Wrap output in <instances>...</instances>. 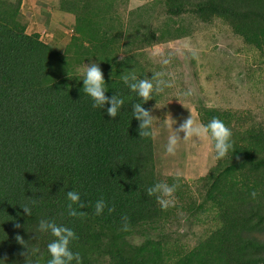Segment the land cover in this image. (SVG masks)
Here are the masks:
<instances>
[{
    "label": "trees",
    "instance_id": "1",
    "mask_svg": "<svg viewBox=\"0 0 264 264\" xmlns=\"http://www.w3.org/2000/svg\"><path fill=\"white\" fill-rule=\"evenodd\" d=\"M161 2L170 17L190 12L203 22L224 18L236 34L264 48V0ZM124 3L60 0V9L76 18V34L62 53L39 33L27 32L22 0H0V264H48L47 246L56 238L38 230L41 219L76 233L69 247L80 253L81 264H264V127L259 124L231 129L234 151L217 159L201 179L205 199L199 207L211 204L221 221L217 230L177 260L165 255L158 240L133 242L141 229H157L168 209L146 193L162 180L154 140L139 136L140 121L132 113L133 104L143 101L122 80V75L134 73L130 57L119 60L124 28L119 10ZM145 8L131 10L133 16L139 13V22L131 21L134 31ZM115 21L121 28L116 38L103 29ZM167 34L176 39L189 31L177 28ZM167 34L135 31L129 33L127 47L144 39L164 42ZM93 61L103 70L106 95L125 100L115 119L107 114L110 104L93 108L82 90L83 75L77 70ZM143 107L151 110L150 100ZM199 114L204 124L219 118L228 127L236 117L206 106ZM73 190L88 205H72L86 212L84 217L69 215L67 192ZM253 190L259 193L255 200ZM101 198L115 211L105 208L96 215L95 203ZM25 204L32 208L31 216L24 213ZM124 215L130 224L127 232L121 230Z\"/></svg>",
    "mask_w": 264,
    "mask_h": 264
},
{
    "label": "rangeland",
    "instance_id": "2",
    "mask_svg": "<svg viewBox=\"0 0 264 264\" xmlns=\"http://www.w3.org/2000/svg\"><path fill=\"white\" fill-rule=\"evenodd\" d=\"M141 6L146 7V14L144 16L140 12L141 23L135 30L139 35L158 36L167 34L170 29L175 32L177 28H185L189 35L174 39L167 34L164 42L156 38L144 39L141 44L127 47L129 33L135 32L131 21L139 22V13L133 16L131 10ZM22 12L29 34L39 32L41 38L58 51H68L76 34V18L60 9V0H22ZM119 14L123 29L118 21L112 26L103 25V29L111 30L115 38L122 30L119 60L130 57L134 61V73L144 78H151L156 72L165 73V80L175 78L173 87L154 94L150 106L154 127L158 131L154 140L157 176L169 185L179 176V187L174 194V205L168 208L166 220L150 232L141 229L133 242L140 244L146 240H158L165 255L177 260L221 226L211 204L199 207L205 199L201 179L216 165L217 159L211 140L201 141L193 137L185 141L183 132L179 133L181 141L176 154L170 155L166 152L168 137L190 115L189 109L201 122L199 109L204 106L234 113L236 117L230 129H244L254 124L264 127V48L248 43L221 17L210 22H203L190 12L170 17L161 0H125ZM185 44L198 52V58L192 57L184 48ZM156 49L165 53L176 52V55L165 66L158 58H152ZM93 62L85 63L77 74L83 75L84 69ZM186 91L191 95L185 96ZM170 115L177 121L173 128L166 123Z\"/></svg>",
    "mask_w": 264,
    "mask_h": 264
},
{
    "label": "clouds",
    "instance_id": "3",
    "mask_svg": "<svg viewBox=\"0 0 264 264\" xmlns=\"http://www.w3.org/2000/svg\"><path fill=\"white\" fill-rule=\"evenodd\" d=\"M40 34V33H39ZM43 40V39H42ZM44 41V40H43ZM45 42V41H44ZM184 48L189 51L193 58H198V52L191 48L189 44H185ZM176 55V52L165 53L160 49H156L152 53L153 59H159L163 65H168L171 63L172 59ZM165 73L156 72L151 78L145 77L138 79L137 76L132 74L122 75L123 82L131 89V91L137 93V95L142 99L143 103L133 104V116L140 121L138 126L139 136L141 138H151L155 140L158 135L157 129L154 127V116L151 110L143 107L144 103L153 99L154 94H160L167 88L174 86V77L165 80ZM83 92L88 95L93 101V108L103 109L106 104H110L107 108V114L115 119L121 108L125 104V100L120 96L114 94L111 97L106 95L105 88V77L103 70L98 63L89 64L83 72ZM185 96L191 95L190 91L184 93ZM188 108L185 104H183ZM189 109V108H188ZM190 115L184 119L180 124L179 128L174 130V133L168 137V142L166 145V152L170 155H175L178 145L181 141L179 135L180 132L185 133L183 140H188L190 138L196 137L201 141L211 140L214 142V151L216 159L225 158L229 151H234V144L232 141V131L231 129L219 118L211 119L207 124L198 121L196 113L191 109ZM166 123L169 127L173 128V125L177 123L175 119L170 115L166 118ZM179 187V176L175 178V182L169 185L166 181H160L155 183L146 189L148 196H155L157 203L163 210H167L170 206L174 205V194ZM259 193L253 190L250 196L253 200L257 199ZM67 198L71 202L69 204V215L73 217H84L87 215L84 211H77L72 205H77L79 209L88 207V205L81 199V195L77 191H68ZM33 204L38 203V201L33 200ZM24 213L28 216L32 215V208L25 204L21 205ZM107 208L109 213L115 211V206H108V203L103 199H99L95 203V214L101 215L104 209ZM17 228L21 227L19 223L15 225ZM40 232H50L54 239L48 244V252L50 253V259L48 264H81L82 258L79 252L74 253L69 245L73 239H77L76 233L69 227L58 225L55 221H49L41 219L39 223ZM122 231H129L130 224L128 222L127 215L122 216ZM17 241L25 245L24 237L17 234Z\"/></svg>",
    "mask_w": 264,
    "mask_h": 264
},
{
    "label": "crops",
    "instance_id": "4",
    "mask_svg": "<svg viewBox=\"0 0 264 264\" xmlns=\"http://www.w3.org/2000/svg\"><path fill=\"white\" fill-rule=\"evenodd\" d=\"M35 33H39V32H35Z\"/></svg>",
    "mask_w": 264,
    "mask_h": 264
}]
</instances>
